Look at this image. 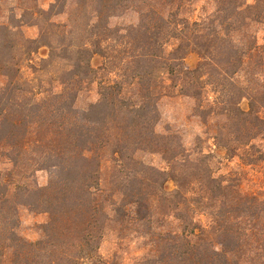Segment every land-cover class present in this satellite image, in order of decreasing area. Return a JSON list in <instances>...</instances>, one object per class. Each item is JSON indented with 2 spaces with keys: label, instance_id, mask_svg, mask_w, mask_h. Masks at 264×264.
Returning <instances> with one entry per match:
<instances>
[{
  "label": "trees",
  "instance_id": "1",
  "mask_svg": "<svg viewBox=\"0 0 264 264\" xmlns=\"http://www.w3.org/2000/svg\"><path fill=\"white\" fill-rule=\"evenodd\" d=\"M194 1L79 0L69 23L56 24L70 0H54L49 12L32 14L36 40L24 25L0 26L9 54L0 68V150L12 167L0 182V264H95L110 232L143 241L134 264H264V199L217 177L211 154L157 130L160 101L181 94L203 118L223 119L213 139L227 158L264 161L255 144L264 140V0H214L215 11L199 20L186 16ZM127 12L139 22L110 26ZM41 49L48 57L39 68ZM194 54L199 62L188 69ZM95 56L104 59L101 99L80 110ZM25 63L47 86L24 78ZM107 152L110 186L102 178ZM141 152L162 156L168 170L139 161ZM42 170L54 171L46 187L35 179ZM21 207L49 216L40 241L19 235ZM199 215L210 225H199Z\"/></svg>",
  "mask_w": 264,
  "mask_h": 264
},
{
  "label": "rangeland",
  "instance_id": "2",
  "mask_svg": "<svg viewBox=\"0 0 264 264\" xmlns=\"http://www.w3.org/2000/svg\"><path fill=\"white\" fill-rule=\"evenodd\" d=\"M53 4L54 0H3L0 2V26L3 24L11 26L24 25L21 28L24 36L28 39L36 40L39 37V29L32 25L37 20L32 14L37 9L49 12ZM78 6L79 0H70L66 13L54 16L52 21L56 24H68L70 13L77 10ZM215 9L214 0H196L187 11L186 16L199 20L212 14ZM80 17L83 19L81 23L90 22V14L80 13ZM138 22L139 17L136 13L127 12L120 18L112 19L110 26L113 28L126 27ZM259 42L260 44L264 42V27H259ZM8 56V51L0 46V68L8 62ZM15 56L18 59L17 52H15ZM47 57L48 50L41 49L33 57V64L39 67L41 60ZM17 59L15 62L18 61ZM103 62L104 59L101 56H95L92 60V66L97 70V74L79 98L78 107L80 110H84L89 104L98 103L101 99L100 82L106 78L104 77L106 74L99 70ZM198 62L199 57L197 55H190L185 61V66L188 69H194ZM30 66L31 63H25L23 69L24 78L34 80L33 82L37 89L40 84L47 86V84L45 85L47 78L41 74H33V71L29 68ZM4 84L5 79L0 75V94ZM243 103L244 108H246V101ZM197 107L198 102L181 94H171L163 97L159 103L161 120L157 127L158 132L161 134L170 133L177 135L182 145L189 152L211 154L213 157L212 166L217 177L225 176L228 180L234 181L242 193L259 195L264 199V161L256 166H247L238 158H227L225 151L218 148L216 141L213 139L217 130L215 129V125L222 126L224 124L223 119L203 118ZM255 144L264 153V140H258ZM104 158L102 178L104 184L110 186L114 175L110 153L107 152ZM137 159L146 165L154 166L160 170H168L167 162L158 154L141 152L138 154ZM11 168L9 161L2 155V151L0 150V182L5 180V174ZM53 176L54 171L42 170L36 173L35 179L40 187H46ZM166 188L170 192H173L176 189V185L174 182L169 181ZM19 216V235L29 242L40 241L44 236V226L48 223L49 216L43 213L32 212L27 207L20 208ZM196 220L203 227H207L211 223V219L207 215H199ZM142 243L141 239L132 236L121 242L114 233L110 232L101 245V259L97 260L95 264H101L102 262H108L109 264H134L146 252Z\"/></svg>",
  "mask_w": 264,
  "mask_h": 264
}]
</instances>
